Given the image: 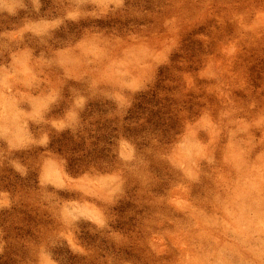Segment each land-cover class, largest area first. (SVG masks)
Wrapping results in <instances>:
<instances>
[{
  "label": "rangeland",
  "instance_id": "374dc122",
  "mask_svg": "<svg viewBox=\"0 0 264 264\" xmlns=\"http://www.w3.org/2000/svg\"><path fill=\"white\" fill-rule=\"evenodd\" d=\"M0 264H264V0H0Z\"/></svg>",
  "mask_w": 264,
  "mask_h": 264
}]
</instances>
